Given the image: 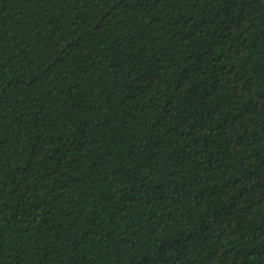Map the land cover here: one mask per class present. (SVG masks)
<instances>
[{"label": "trees", "instance_id": "obj_1", "mask_svg": "<svg viewBox=\"0 0 264 264\" xmlns=\"http://www.w3.org/2000/svg\"><path fill=\"white\" fill-rule=\"evenodd\" d=\"M0 264H264V0H0Z\"/></svg>", "mask_w": 264, "mask_h": 264}]
</instances>
